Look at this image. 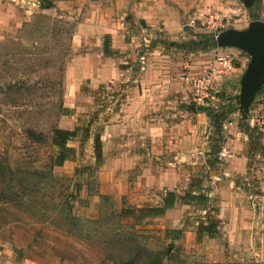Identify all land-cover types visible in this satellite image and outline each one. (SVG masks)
I'll return each instance as SVG.
<instances>
[{
  "label": "rangeland",
  "instance_id": "obj_1",
  "mask_svg": "<svg viewBox=\"0 0 264 264\" xmlns=\"http://www.w3.org/2000/svg\"><path fill=\"white\" fill-rule=\"evenodd\" d=\"M41 1L25 0L23 6L27 9L39 2L40 7ZM238 1L239 7L246 12L245 18L240 13L238 19L241 21L235 22L234 18L218 11L226 16L228 29L243 30L252 17L260 20L259 15L263 10L261 0H253L249 10L241 0ZM104 2L67 1L60 6L61 9H57V14L44 15L35 11L20 28L11 31L0 28V161L12 171L5 180L0 177V195L6 198H9L7 194L24 195L23 199L15 202L4 203L9 199H0V264H114L113 260H119L115 258H120L121 254L118 244L121 240H124L121 243L123 247L127 244L124 235L136 238L150 252L167 250L168 256L185 260L188 264H264V131L260 128L264 121L260 111L264 91L256 94L247 117L241 119L238 102L240 76L249 58L239 50L222 49L210 58L195 60L193 71L196 73H202L218 57L226 56L232 59L234 67L241 68L239 75L232 71L229 76L213 81L212 96L204 105L195 103L190 89L180 83L182 65H175L177 70L171 72V64L163 61L161 64L166 77L160 85L175 84L185 89L188 106L210 110L223 107L226 111L231 108L230 121L246 120L251 127L260 128L261 132L258 133L261 136L255 146L252 147L247 141V180L239 185L247 196L253 214L251 227L246 230V239L233 248L223 236L224 233L220 232L213 240L205 238V235L201 241L197 240V226L204 221L208 212L217 209V202L211 204V200L204 208L193 205H188L190 208L184 210L179 208L182 212L176 213L178 220L175 227H168L163 218L148 220L135 227L131 225L134 224L132 220H119L122 208L157 206L155 202L158 197L162 200L165 193L171 191L144 192L149 198L153 196L152 201L136 205L130 199L138 193L133 184L127 191L104 190V106L108 102L117 105L120 87L129 84H103L90 90L88 83L83 81L79 93L71 96L73 101L68 102L65 70L70 60L76 24L89 19L93 12H96L95 18L99 17V20L100 15L104 17ZM193 26L199 29V34L213 36L206 33L201 24ZM154 32L146 33L148 37L143 33L149 39V44L166 42L162 34ZM133 33L138 36L136 30ZM139 35L143 42V35ZM194 39L198 43L191 45L189 42ZM180 42L189 43L183 46L190 50L204 48V42L196 35L187 34L185 40L180 39ZM102 44L104 52V38ZM54 128L67 131L78 128L81 130L79 137L87 129L88 138L68 143L72 159L61 167L51 168ZM222 131L221 138L217 139L220 148L212 158L217 159L224 146L222 138H226V130L222 128ZM29 132L40 134L41 141H35ZM97 136L102 153L99 161L94 158V139ZM212 146L216 148L215 141L208 142L207 152L213 149ZM208 175L196 172L190 181L202 177V186L204 179L209 181ZM188 191L189 187L182 191V195ZM213 216L216 217V214ZM74 218L78 220L76 223L72 220ZM170 230H181L180 239L172 242L167 238L165 231ZM113 240L116 242L115 249H108ZM179 261L175 263L180 264Z\"/></svg>",
  "mask_w": 264,
  "mask_h": 264
},
{
  "label": "crops",
  "instance_id": "obj_2",
  "mask_svg": "<svg viewBox=\"0 0 264 264\" xmlns=\"http://www.w3.org/2000/svg\"><path fill=\"white\" fill-rule=\"evenodd\" d=\"M46 1L53 7L40 9L37 2L27 10L23 6L25 0L0 1V28L10 31L20 28L35 11L44 15L57 14L64 2L78 0ZM238 2L105 0L104 17L100 15L99 20L93 12L89 19L76 24L65 70L69 103L73 101L71 96L79 93L83 81L88 83L90 90L103 84H129L120 87L117 105L108 102L104 106V190L127 191L133 184L138 193L130 199L140 205L152 201L153 196L149 198L144 192L163 190L182 195L194 173L209 174V181H204L202 187L211 204L214 201L218 204V231L224 233L231 248L246 239V230L250 229L253 218L247 196L239 187L247 180L248 138L237 121L224 124L226 138H223L222 151L228 157L211 171L206 165V146L211 131L209 118L197 106H188L185 89L175 84L161 86L160 83H164L166 77L163 61L171 64V72L177 70L175 65H182L183 72L187 67L193 70L195 60L210 58L223 51L194 53L173 46L180 44V39L185 40L187 34L198 35L199 29L193 25L201 24L208 13L221 11L235 22L241 21L238 19L240 13L245 18L246 12ZM261 2L263 10L259 19L264 22V0ZM135 30L138 36L156 31L166 42L149 44V35H143L142 42L133 33ZM103 38L109 44V54L103 52ZM234 72L239 75L241 68L235 67ZM224 173L230 177H223ZM161 201L158 197L155 203L158 205ZM179 208L190 207L178 203L168 210L163 217L168 227L176 226V213L182 212Z\"/></svg>",
  "mask_w": 264,
  "mask_h": 264
},
{
  "label": "trees",
  "instance_id": "obj_3",
  "mask_svg": "<svg viewBox=\"0 0 264 264\" xmlns=\"http://www.w3.org/2000/svg\"><path fill=\"white\" fill-rule=\"evenodd\" d=\"M51 7V4L46 1L42 0L40 3V8L41 9H49ZM249 10V9H248ZM41 19H44L43 16L40 17ZM257 17H252L251 20H257ZM196 38L200 39V41L204 42V48L203 49H198V48H193V50H190L188 47L184 48V44H197L198 41L196 39L192 40V42H185L184 44H175L173 47L178 48L180 50H189L192 52H197V51H205V50H214L217 47L215 46V38L214 36H208L205 34H198L196 35ZM169 46V45H168ZM197 46V45H196ZM216 47V48H214ZM104 52L105 54H109V44L105 40L104 41ZM19 86V84H17ZM264 91V86H262L258 93H261ZM200 111L204 112L207 117L209 118L210 121V132H209V137H208V142L209 141H215L216 142V148L212 146V150L210 149L209 152H207V157L208 161L206 162L207 167L213 171L216 170V166L219 162H217L216 158H212V156H215L218 153L219 146L217 143L219 141L217 139L221 138V135L223 134L222 128L223 125L231 122L229 120V115L232 114L233 109L229 108L224 110V108H220V110H215V109H208V108H199ZM68 112V111H66ZM238 122V127L240 130L247 136L249 144L252 145V147L255 146V143H257L260 139L261 132L260 128L251 127L249 124L246 123V120H239ZM79 130L78 128L74 129L73 131H67V130H61L54 128L52 130V138H51V146L53 147V154L50 157V167L51 168H56V167H61L66 161H69L72 159L71 155V150L67 146L68 143L74 142L78 140H85L88 138V130H83L81 133L83 134L82 137H79ZM81 134V135H82ZM29 136L33 138L35 141H41V135L40 134H34L33 132H29ZM223 139V138H222ZM101 142L99 137L97 136L94 139V158L96 161H99L101 159ZM11 169L7 166H5L1 161H0V177L2 180H5L6 175L11 176ZM200 174H203L204 172H198ZM206 174V173H204ZM209 176V175H208ZM202 177H197L193 180L190 181L189 184V191L186 192L184 195L179 196L175 194L174 192H166L165 195L162 198L161 204L157 206H147V207H136V208H122L118 218L119 220L122 219H128L132 220L134 222L133 225L134 227L136 225H140L148 220H152L155 218H163L168 210L173 209L176 204L180 203L183 205H193L199 208H204V206L210 202L209 197L207 196V193L204 192L203 187L201 186V183L203 180L201 179ZM204 181H207V178L204 179ZM75 192L77 194L78 189L76 186ZM9 198H6V196L0 195V199L7 200L8 201L4 202H15V201H20L23 199L24 195L23 193H19L18 195L16 194H7ZM72 197V196H71ZM74 197V195H73ZM213 212V214H212ZM218 210L213 209L208 212V214L205 216L204 221H201L200 224L197 226V240L201 241L202 236L205 235L208 239H214L217 237L219 231V220L213 216L217 214ZM74 220L73 222L76 223L78 221L77 219H72ZM122 229V228H121ZM182 231L181 230H170V231H165L166 237L169 238L172 242L177 241L180 239ZM170 235H172L170 237ZM123 237H126L127 244L123 247L121 244L124 240H121L118 244V250L120 254V258H115L119 260H113L114 264H177L175 261H179L177 258H174V256H168L167 250L165 252H150L148 251L144 246H142L139 242H137L136 238L132 236H126L124 235ZM122 237V238H123ZM115 243L114 240L112 241V244L108 245V249H115ZM118 253V255H119ZM125 255V257H123ZM109 257V256H108ZM180 264H188L185 260L184 261H179ZM190 264H199L196 262L190 263ZM202 264V263H200Z\"/></svg>",
  "mask_w": 264,
  "mask_h": 264
},
{
  "label": "water",
  "instance_id": "obj_4",
  "mask_svg": "<svg viewBox=\"0 0 264 264\" xmlns=\"http://www.w3.org/2000/svg\"><path fill=\"white\" fill-rule=\"evenodd\" d=\"M252 1L242 2L248 9ZM215 46L218 49L231 48L242 51L249 58L240 78L238 95L240 118L244 119L259 89L264 86V22L251 21L243 30L227 29L215 37Z\"/></svg>",
  "mask_w": 264,
  "mask_h": 264
},
{
  "label": "built area",
  "instance_id": "obj_5",
  "mask_svg": "<svg viewBox=\"0 0 264 264\" xmlns=\"http://www.w3.org/2000/svg\"><path fill=\"white\" fill-rule=\"evenodd\" d=\"M226 19V16L218 12L210 13L205 17L201 26L205 28L206 33L216 37L219 33L228 29V21ZM141 61H143V58H141ZM234 70L235 67L233 66L231 58L228 56L218 57L207 66L206 70L201 71L202 73H196L190 67L185 68L179 76V81L190 89L192 99L195 103L204 105L206 100L212 96L213 81H216L220 77L229 76ZM260 111L264 118V103ZM260 128L264 131V121L262 126L260 125ZM227 157L228 155L224 151H221L217 155V160L222 161ZM223 177L229 178L230 176L224 173Z\"/></svg>",
  "mask_w": 264,
  "mask_h": 264
}]
</instances>
